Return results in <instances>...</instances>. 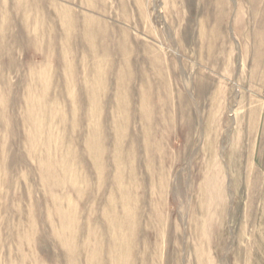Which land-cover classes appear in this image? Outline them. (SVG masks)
<instances>
[{"label": "rangeland", "instance_id": "obj_1", "mask_svg": "<svg viewBox=\"0 0 264 264\" xmlns=\"http://www.w3.org/2000/svg\"><path fill=\"white\" fill-rule=\"evenodd\" d=\"M263 213L264 0H0V264H264Z\"/></svg>", "mask_w": 264, "mask_h": 264}, {"label": "bare ground", "instance_id": "obj_2", "mask_svg": "<svg viewBox=\"0 0 264 264\" xmlns=\"http://www.w3.org/2000/svg\"><path fill=\"white\" fill-rule=\"evenodd\" d=\"M264 214V213H263ZM264 219V218H263ZM261 221V220H260ZM262 222V221H261ZM264 223V222H263ZM264 228V227H263ZM261 229V228H260Z\"/></svg>", "mask_w": 264, "mask_h": 264}]
</instances>
